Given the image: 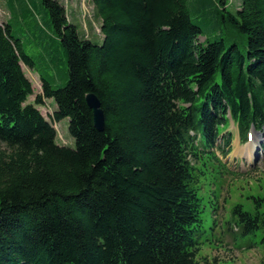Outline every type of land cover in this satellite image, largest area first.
<instances>
[{"label":"trees","instance_id":"1","mask_svg":"<svg viewBox=\"0 0 264 264\" xmlns=\"http://www.w3.org/2000/svg\"><path fill=\"white\" fill-rule=\"evenodd\" d=\"M93 2L102 45L82 37L58 0H6L0 264H203L200 173L221 164L214 148L229 114L242 141L264 128V0H242L236 12L230 0ZM16 27L42 47L47 67L66 64L62 87L54 74L40 75L58 106L54 118L70 119L74 149L25 105L34 90L22 63L39 65ZM207 32L219 35L200 43ZM90 93L102 102L104 131L94 125ZM254 199V213L233 209L239 234L264 230V195Z\"/></svg>","mask_w":264,"mask_h":264},{"label":"rangeland","instance_id":"2","mask_svg":"<svg viewBox=\"0 0 264 264\" xmlns=\"http://www.w3.org/2000/svg\"><path fill=\"white\" fill-rule=\"evenodd\" d=\"M58 1L66 7L70 23L78 27L82 37L93 41L97 45L103 44L102 19L97 13L93 0ZM230 2V8L233 12H236L242 5V0H230ZM15 4L18 7V3ZM12 11V8L7 6L6 0H0V22L6 23L11 18L10 12ZM42 16L39 18L42 19ZM13 24L17 26L15 22ZM25 33L26 37L23 38L17 27L15 28V34L22 39L26 53L36 59L39 65V71H31L24 63L22 64L24 72L34 88V94L27 103L35 104L38 96L43 95L40 74L47 72L54 74L56 76L54 86L62 87L66 83L64 76L66 64L59 62L56 69L47 67L42 58V47L28 41V34L26 31ZM217 35L219 33L210 34V32H207L205 36L199 38V42L205 43L206 37L210 36L215 39ZM54 70L55 72H53ZM44 100V105L38 106V109L56 127L58 131L57 142L62 146L76 148V140L70 133V119L65 118L57 122L54 118V111L58 110L55 99L47 100L44 98ZM230 130L237 131L233 123H231ZM246 148L247 145H242V149L245 150ZM219 155L221 156V153ZM238 157L240 158V155L236 148L230 157H220L226 166L231 168L232 175L227 176L228 170L216 164L204 168V173H200L198 184L200 189L198 192L202 198L201 216L204 228L209 234L206 242L209 246H202L198 256L203 264H261L264 256V246L262 244L264 232L262 229L250 235H239L236 238L231 233L233 207L241 204L245 211L254 213L257 211L258 205L254 197L264 195V148H261L253 161L238 159ZM220 209L222 210L220 211ZM215 212H217V216L219 215L216 226H214ZM219 239L223 243L216 242Z\"/></svg>","mask_w":264,"mask_h":264},{"label":"water","instance_id":"3","mask_svg":"<svg viewBox=\"0 0 264 264\" xmlns=\"http://www.w3.org/2000/svg\"><path fill=\"white\" fill-rule=\"evenodd\" d=\"M86 101L90 109L93 111L94 125L96 129L104 131L106 119L101 100L96 94L90 93L86 96Z\"/></svg>","mask_w":264,"mask_h":264},{"label":"bare ground","instance_id":"4","mask_svg":"<svg viewBox=\"0 0 264 264\" xmlns=\"http://www.w3.org/2000/svg\"><path fill=\"white\" fill-rule=\"evenodd\" d=\"M255 145H256V143H253V142L251 143V145H249V150L244 155L245 158H247V159H249V158L252 159V157L254 158L255 151L257 150V148L255 149Z\"/></svg>","mask_w":264,"mask_h":264}]
</instances>
